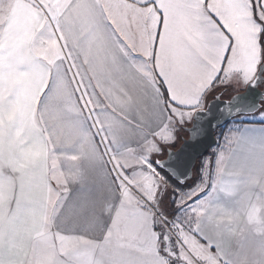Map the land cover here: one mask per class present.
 I'll list each match as a JSON object with an SVG mask.
<instances>
[{"label": "snow or ice", "instance_id": "1", "mask_svg": "<svg viewBox=\"0 0 264 264\" xmlns=\"http://www.w3.org/2000/svg\"><path fill=\"white\" fill-rule=\"evenodd\" d=\"M0 264H264V0H0Z\"/></svg>", "mask_w": 264, "mask_h": 264}]
</instances>
